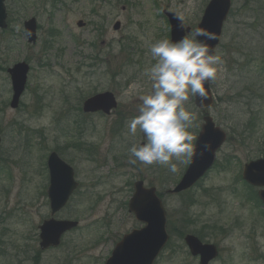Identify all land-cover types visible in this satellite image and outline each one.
<instances>
[{
	"label": "rangeland",
	"instance_id": "1",
	"mask_svg": "<svg viewBox=\"0 0 264 264\" xmlns=\"http://www.w3.org/2000/svg\"><path fill=\"white\" fill-rule=\"evenodd\" d=\"M209 0H5L7 28L0 30V233L11 255L32 258L37 226L47 214L41 196L42 163L56 152L75 170L78 192L63 211L79 222L55 252L37 253L41 264H103L115 244L141 228L127 212L133 184L153 187L166 211L169 242L154 264H198L180 238L202 237L217 247L212 264H264V208L259 189L241 179L246 163L264 157V0H232L215 55L222 64L210 80L214 97L207 110L227 134L214 166L194 187L169 195L188 163L175 159L176 172L130 160L128 149L143 143L128 122L139 115L140 97L151 91L146 70L154 63L149 45L169 38L162 12H173L194 29ZM37 23L29 44L23 24ZM85 23L83 28L77 22ZM116 22L119 30H114ZM192 32L187 35L190 36ZM30 67L24 94L10 108L6 70ZM111 92L117 101L109 116L82 112V103ZM195 137L202 112L189 96ZM180 235V236H179ZM1 238V237H0ZM25 251V252H22ZM26 253V254H25ZM17 258V257H15ZM0 264H5L0 261Z\"/></svg>",
	"mask_w": 264,
	"mask_h": 264
},
{
	"label": "water",
	"instance_id": "2",
	"mask_svg": "<svg viewBox=\"0 0 264 264\" xmlns=\"http://www.w3.org/2000/svg\"><path fill=\"white\" fill-rule=\"evenodd\" d=\"M231 8V0H210L203 16L194 29H207L215 34V40L208 41L210 50L215 55V48L219 43L222 33L223 24L227 19ZM170 26V38L179 40L181 37L190 33L189 28H185L182 21L174 13H165ZM6 14L4 8V0H0V29L6 28ZM180 25L183 26L181 31ZM81 27L82 24L78 23ZM25 31L31 33L26 39L28 43H36V22L31 19L24 24ZM119 29V24L114 26V30ZM26 36V35H25ZM198 39H204L198 37ZM29 67L25 63L14 65L7 72L10 75L12 86V100L10 107L16 109L22 96ZM205 91L208 99L201 105L199 98L194 99L197 108L205 110L213 105L209 81L205 82ZM116 108V101L111 93H103L87 99L83 103L82 111L84 113L109 112ZM226 140V134L218 127H215L209 116L203 118V125L196 138L197 156L193 157V162L183 174L181 180L175 188L169 193L178 194L191 188L204 174L212 167L215 161V154ZM209 145V150L203 155H199L203 151V144ZM48 169L50 172V186L48 196L50 200V208L52 213L61 210L67 203L71 193L76 189L77 184L72 180V170L58 158L56 154H51L48 159ZM242 178L251 186L264 187V158L255 162H250L243 168ZM259 197L264 205V191L259 192ZM128 210L133 213L138 222L145 226L139 230H133L127 234L115 246L111 257L105 264H154L155 259L165 247L168 241L166 233V213L162 202L155 195L154 188L144 189L141 182L135 183L134 194L128 204ZM77 226L76 222L71 221H48L40 227V246L42 249L51 246H57L60 243L61 236ZM192 255L200 256V264H208V262L217 256L213 246H205L192 237L185 238Z\"/></svg>",
	"mask_w": 264,
	"mask_h": 264
},
{
	"label": "clouds",
	"instance_id": "3",
	"mask_svg": "<svg viewBox=\"0 0 264 264\" xmlns=\"http://www.w3.org/2000/svg\"><path fill=\"white\" fill-rule=\"evenodd\" d=\"M179 27L182 31L183 26ZM25 35L31 33L25 31ZM215 38L207 29L197 28L179 40L163 38L149 45L154 63L145 74L151 91L140 97L139 115L128 122L129 133L135 136L139 130L144 142L133 143L128 149L135 158L131 163L166 166L174 173L177 166L171 163L173 159L192 163L198 155L196 137L188 130L194 117L184 102L189 96L199 98L201 105L208 99L205 82L216 79L222 64L220 55H214L208 43ZM208 150L209 145L203 144L199 155Z\"/></svg>",
	"mask_w": 264,
	"mask_h": 264
},
{
	"label": "flooded vegetation",
	"instance_id": "4",
	"mask_svg": "<svg viewBox=\"0 0 264 264\" xmlns=\"http://www.w3.org/2000/svg\"><path fill=\"white\" fill-rule=\"evenodd\" d=\"M85 24V23H84ZM95 115H98V116H101L102 114L98 113V114H93L92 116H95ZM51 153H56V152H51ZM47 155V157L45 158V162L42 163V166H41V169L43 170L42 174H41V177H42V181H43V184L41 186V196L42 198H44V200L47 202V206H48V211H47V214L43 215L42 218H41V222L40 224L37 226V229L38 231L40 230V227L43 226L44 223L52 220V221H55V222H61V221H76V220H73V219H64L63 216H62V213L64 210L67 209L69 203L72 201V199L74 198V196L76 195V193L78 192V188L79 186L71 193V196L67 202V204L64 206V208H62L61 210L55 212L54 214L52 213V210L50 208V202H49V197H48V188H49V182H50V172H49V169H48V158L50 156V154ZM57 154V153H56ZM58 155V154H57ZM60 155V154H59ZM58 155V156H59ZM73 168V167H72ZM73 178H74V181H76L75 179V170L73 168ZM73 180V179H72ZM77 182V181H76ZM1 222V221H0ZM78 222V221H77ZM78 228V227H77ZM76 228V229H77ZM75 229V230H76ZM74 231V230H73ZM72 232V231H71ZM70 233V232H68ZM66 233V234H68ZM6 234H8V232L5 230H2L1 233H0V239H2L3 241V238L6 236ZM65 234V235H66ZM64 235V236H65ZM200 238H202L201 236H199ZM64 238V237H63ZM63 238H62V241H63ZM38 240H39V234H38ZM62 241L57 245V246H51L50 248L48 249H41V246H40V241H38V251L35 252L34 256L32 258H27V257H24V258H20L18 257V255H11L10 252L7 251V248H4V247H1L0 246V261L5 263V264H41V262L44 260V259H41L37 253H47V252H55L57 250H59L61 248V245H62ZM203 243V242H202ZM1 241H0V245H1ZM186 250L188 251V254L190 257L191 254H190V251L188 250V248H186ZM22 252H25V251H22ZM26 254V253H25ZM111 255V253H110ZM17 257V258H15ZM110 257V256H109ZM108 257V258H109ZM107 258V259H108ZM195 259L196 262H198L199 264V257H192V259ZM106 259V260H107ZM105 260V261H106ZM105 263V262H104ZM103 263V264H104ZM213 262H211L210 264H212ZM56 264H63L61 261H57Z\"/></svg>",
	"mask_w": 264,
	"mask_h": 264
}]
</instances>
